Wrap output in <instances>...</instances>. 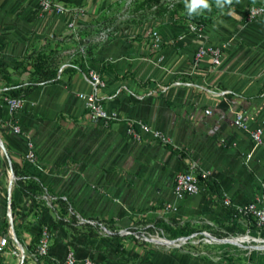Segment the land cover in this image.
Masks as SVG:
<instances>
[{
	"label": "crops",
	"instance_id": "obj_1",
	"mask_svg": "<svg viewBox=\"0 0 264 264\" xmlns=\"http://www.w3.org/2000/svg\"><path fill=\"white\" fill-rule=\"evenodd\" d=\"M53 1L67 13H42L28 0H0V66L12 84L37 79L38 56L58 78L22 94L15 111L3 102L0 82V238L7 239L0 264H66L69 252L74 264H185L187 251L181 247L194 244L189 239L227 233L231 219L223 198L246 204L258 194V179L264 181V133L247 160L253 142L233 124L234 113L244 112L249 129L261 126L264 132V14L247 19L249 9L264 6V0H239L208 23L201 37L165 25L157 29L156 46L150 30H137L130 33L135 39H116L76 61L49 57L46 50L64 46L58 40L71 32L74 18L75 25L80 22L71 10L82 0ZM202 45L221 47L218 66L209 57L194 64ZM89 71L105 83L97 91L99 100L119 117L107 127L88 119L77 96L91 91ZM130 122L160 131L171 145L150 135L133 140L126 134ZM13 126L21 133L14 134ZM27 142L33 143V163L25 159ZM191 161L209 171L213 189L202 183L198 194L176 199L175 177ZM12 163L40 182L39 195L21 196ZM56 199L67 206L63 224ZM70 215L95 224L77 223L71 230ZM43 227L50 231V248L39 257L34 239ZM129 229H153L178 245L152 249L120 235ZM181 231L190 232L182 236Z\"/></svg>",
	"mask_w": 264,
	"mask_h": 264
},
{
	"label": "rangeland",
	"instance_id": "obj_2",
	"mask_svg": "<svg viewBox=\"0 0 264 264\" xmlns=\"http://www.w3.org/2000/svg\"><path fill=\"white\" fill-rule=\"evenodd\" d=\"M238 1L220 0L224 4L221 9L217 7L218 0H208L209 8L198 10V14L193 13L190 16L187 12L186 0H82L76 10H71L77 13L80 22L74 26V29L69 28L71 32L58 40L64 46L61 50L55 47L46 51L49 57H69L76 61L77 57H83V55L92 57L94 49L106 47L116 39L131 36L135 39L136 35L130 34L132 31L150 30L151 36L156 40L157 29L165 25L180 26L201 37L208 23L217 21L231 11L237 6ZM200 21H204L206 25L203 26ZM155 44L159 43L155 42ZM77 227V225L71 227V230L76 231ZM126 232L130 234H125V230L119 233L121 236L130 238L131 242H140L149 245L152 249L155 247L174 249L173 246H168L164 242L155 243V239L159 237L157 231L153 229H142L140 232L129 229ZM219 234L217 235L219 240L245 235L237 233L222 238L223 234ZM251 237L257 239V237ZM199 239L205 242L198 243ZM261 239L264 240V236ZM189 241H193L194 244L186 243L181 247V250L187 251V254H183L188 257L185 264L189 262L190 264H264V250L254 249L253 247H256L258 243L253 241L242 243L241 247L230 243L208 241L204 236L203 238L198 236ZM260 244L264 245V243Z\"/></svg>",
	"mask_w": 264,
	"mask_h": 264
},
{
	"label": "built area",
	"instance_id": "obj_3",
	"mask_svg": "<svg viewBox=\"0 0 264 264\" xmlns=\"http://www.w3.org/2000/svg\"><path fill=\"white\" fill-rule=\"evenodd\" d=\"M36 2L42 13H54L56 15H63L67 13V10L53 0H28ZM264 14V6L251 7L248 11L247 19L251 21L258 16ZM77 15H75L76 17ZM75 18L72 20L68 27L74 29ZM158 43V40H156ZM157 44L156 46H158ZM222 51L219 47L202 45L198 48L194 56V64L197 65L204 57H209L213 66H218L221 61ZM88 77L90 79L91 91L89 93H79L77 96L84 102L85 109L87 111L88 119L94 123L107 127L112 122L118 121L119 117L117 113L107 111L102 102L97 96V91L105 86L104 81L101 79L98 73L89 71ZM3 102L12 110H18L21 108L22 99L11 98L8 96L3 97ZM210 111L206 110L205 114H209ZM233 124L235 127L245 130L249 133V137L253 142V150L248 155L247 160L250 158L253 151L262 144L263 140V128L257 126L253 129H249L245 122L244 112H235ZM14 134H20L21 130L17 126L12 127ZM126 134L135 141H140L144 135H150L154 140L162 143L163 145H171V140L168 136L164 135L160 131L151 129L148 125L140 122H130L126 129ZM25 159L29 163H33L35 159V152L33 149V143L27 142V152ZM209 171L203 169L195 161H191L186 171L176 175L173 186V194L176 199H182L185 196H192L199 193L201 188V181L209 178ZM258 194L248 203L243 205H236L231 202L228 197L223 198L222 206L231 211L235 220L242 221L244 226L247 227L244 236L252 238L250 235L249 226H253L257 233V239L264 243L261 239L264 235V181L258 179ZM77 223L94 225L91 221H78ZM107 234H111L110 231L103 228ZM125 234H130L125 231ZM206 240L211 241V237L208 233H203ZM241 236V237H244ZM137 237V236H135ZM180 240H186V238H179ZM7 244L5 237L0 238V253L4 250ZM50 248V232L47 227H43L40 233L39 243L36 247L35 254L39 257H46ZM75 257L73 252H69L66 256V264H74ZM84 264H94L91 260H86Z\"/></svg>",
	"mask_w": 264,
	"mask_h": 264
},
{
	"label": "trees",
	"instance_id": "obj_4",
	"mask_svg": "<svg viewBox=\"0 0 264 264\" xmlns=\"http://www.w3.org/2000/svg\"><path fill=\"white\" fill-rule=\"evenodd\" d=\"M200 22L203 26L206 25L204 21ZM43 57L44 56H38L33 64L34 74L37 76V79L27 84H12L11 74L6 68L0 66V82H2L5 88V91L3 92L4 96L22 99L23 95L27 96L32 92L36 84L58 82L56 71H54L53 69H49V67L46 66L47 60ZM11 168L17 178L15 181V186L24 199L33 198L42 192V186L40 185V182L33 175L28 172L19 170L17 165L14 163H12ZM202 183H206L208 186H210L211 189H213V184L209 179L201 181V184ZM55 202L59 203L61 209L59 222L63 224L62 216L67 214V206L61 199H56ZM227 212L228 216L231 219V222L226 226L227 233H224L223 235H221V237L226 238L229 235L237 233L244 235L246 233L247 227L243 226L241 223H235V219L233 218L231 211L227 210ZM66 224H69L72 228L76 226L77 220L75 219L74 215L69 216V222H67ZM249 230L251 236L257 237L256 230L253 226H249ZM189 232L190 231H181L180 235L188 236ZM263 236L264 235H262V237ZM39 239L40 234L38 235V237H35L34 241L38 243Z\"/></svg>",
	"mask_w": 264,
	"mask_h": 264
},
{
	"label": "bare ground",
	"instance_id": "obj_5",
	"mask_svg": "<svg viewBox=\"0 0 264 264\" xmlns=\"http://www.w3.org/2000/svg\"><path fill=\"white\" fill-rule=\"evenodd\" d=\"M226 240H229L233 243H235L236 246H243L242 243H248L250 241H253V242H256L258 243V245L256 247H263L264 248V245L263 244H260V240L258 239H251L250 237H238V238H232V239H226ZM184 240H180V242H183ZM211 241H214V242H220L219 239H216V238H212ZM160 242H164L166 243L168 246L169 245H173V246H176L178 245V243L174 242V241H168L167 239H163V238H156L155 239V243H160Z\"/></svg>",
	"mask_w": 264,
	"mask_h": 264
},
{
	"label": "clouds",
	"instance_id": "obj_6",
	"mask_svg": "<svg viewBox=\"0 0 264 264\" xmlns=\"http://www.w3.org/2000/svg\"><path fill=\"white\" fill-rule=\"evenodd\" d=\"M209 7L210 6L208 3V0H190V2H188V0H186V8H187V12L190 16L193 13L198 14V10L202 11L203 9L209 8ZM217 7L223 9L224 4L222 2H220V0H218Z\"/></svg>",
	"mask_w": 264,
	"mask_h": 264
},
{
	"label": "water",
	"instance_id": "obj_7",
	"mask_svg": "<svg viewBox=\"0 0 264 264\" xmlns=\"http://www.w3.org/2000/svg\"><path fill=\"white\" fill-rule=\"evenodd\" d=\"M176 241H178V239L176 240ZM220 242L221 243H230V244H233V245H235V243H233V242H231V241H229V240H226V239H223V240H220ZM261 242V241H260ZM262 243V242H261ZM254 249H257V250H264V248L263 247H253Z\"/></svg>",
	"mask_w": 264,
	"mask_h": 264
}]
</instances>
